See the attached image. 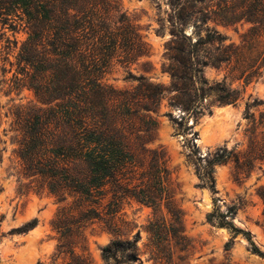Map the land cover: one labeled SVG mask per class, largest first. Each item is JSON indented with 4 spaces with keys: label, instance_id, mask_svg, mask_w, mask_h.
<instances>
[{
    "label": "trees",
    "instance_id": "1",
    "mask_svg": "<svg viewBox=\"0 0 264 264\" xmlns=\"http://www.w3.org/2000/svg\"><path fill=\"white\" fill-rule=\"evenodd\" d=\"M169 1L177 11L173 25L178 46L177 57L166 68L162 66L169 74V86L128 72L127 78L137 85L119 91L102 84L101 75L115 58L124 57L121 60L130 64L128 58L134 55L139 38L130 19L120 11L118 0H0V40L4 36L6 42L3 48L9 52L7 27L13 35H27L16 60L23 86L39 103L18 107L13 113L20 175L56 199L58 208L51 221L57 234L53 256L68 257L64 264H92L74 253L82 232L103 224L114 233L117 214L131 201L152 209L154 214L164 207L171 217L168 229L164 219L149 225L161 251L166 246L171 250L172 241L173 247H178L186 240L180 235L181 214L173 206L167 186L165 153L146 147L154 137L160 104L167 101L170 107H180L185 114L179 122L169 113L163 116L188 131V119L203 114L200 105L206 97L212 96L217 105L235 106L243 91L224 83L209 85L203 76L206 67L218 69L230 63L231 46L222 45L226 38L207 30L205 37L193 42L183 28L192 23L198 30L211 15L220 14L227 24L244 21L251 24L250 34L264 36V0ZM215 2L217 10L209 11L210 3ZM213 43L223 50L207 59L205 47ZM13 44L16 48V40ZM5 73L2 69L0 86L5 83ZM249 80L245 78L247 83ZM260 104L256 100L246 104V118L249 107ZM260 126L264 129L262 122ZM261 135V141L251 140L243 162L226 148L207 155L202 186L214 190L215 165L233 161L238 172L248 174L255 162H263L264 132ZM258 194L264 204V187ZM226 217H218V224L231 228ZM35 226L33 220L11 233L25 234ZM137 243L138 236L111 240L100 249L103 263L142 264L137 262ZM253 251L260 254L254 246ZM166 258L161 262L171 264V256Z\"/></svg>",
    "mask_w": 264,
    "mask_h": 264
},
{
    "label": "rangeland",
    "instance_id": "2",
    "mask_svg": "<svg viewBox=\"0 0 264 264\" xmlns=\"http://www.w3.org/2000/svg\"><path fill=\"white\" fill-rule=\"evenodd\" d=\"M118 4L130 19L139 41L134 55L128 58L130 64L121 60L124 57L115 58L101 75V83L119 91L130 90L137 83L127 78L129 72L154 84L169 86V74L162 66L166 68L177 57L174 6L169 0H118ZM215 4L210 3L212 8L208 10L216 11ZM250 28L251 24L244 21L227 24L220 14L211 15L198 30L192 23L183 28L193 42L205 37L207 30L226 38L222 45L231 46L230 63L218 69L206 67L203 76L209 85L224 83L243 91L242 99L235 106H224L214 103L212 96L206 97L200 105L203 114L188 119L191 127L188 131L177 123L184 117V111L163 101L156 115L154 137L146 144L148 149L165 153L169 171L167 186L173 206L181 214L180 235L186 240L178 247H173L172 241L171 250L166 246L161 251L155 245L149 225L164 219L168 229L171 217L164 207L154 214L152 209L131 201L124 203L117 214L114 233L107 231L103 224L85 229L75 246L76 255L88 258L92 264H104L100 256L102 247L115 238L132 240L138 236L137 262L142 264H163L169 256L171 264H264V204L258 194L264 187V161L255 162L248 174L238 172L233 161L215 165L214 190L202 186L207 155L226 148L237 153L243 162L251 140L261 141V132H264L260 126V122L264 124V116L260 118L264 115V36L250 34ZM5 31V37L11 42L8 52L3 48L4 36L0 40L3 48L0 80L2 69L6 71L5 83L0 86V264H18L22 256L33 258V264H64L68 257L53 256L57 234L51 221L58 208L56 199L20 175L13 113L18 107L39 103L33 92L23 86L16 60L27 35L24 32L13 35L8 27ZM221 50L213 43L205 47L204 57H217ZM247 77H250L248 83ZM173 95L174 92L170 97ZM254 100L261 104L249 107L246 118V104L251 105ZM165 113L177 122L163 116ZM220 216H227L225 220L231 228L219 226ZM33 220L36 226L27 233H11ZM253 246L260 254L253 251Z\"/></svg>",
    "mask_w": 264,
    "mask_h": 264
},
{
    "label": "bare ground",
    "instance_id": "3",
    "mask_svg": "<svg viewBox=\"0 0 264 264\" xmlns=\"http://www.w3.org/2000/svg\"><path fill=\"white\" fill-rule=\"evenodd\" d=\"M205 204H207V202ZM18 264H33V258H30V257L29 258H26L25 256H22L18 260Z\"/></svg>",
    "mask_w": 264,
    "mask_h": 264
}]
</instances>
